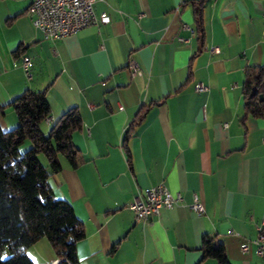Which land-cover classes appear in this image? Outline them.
Returning a JSON list of instances; mask_svg holds the SVG:
<instances>
[{"label": "crops", "instance_id": "1", "mask_svg": "<svg viewBox=\"0 0 264 264\" xmlns=\"http://www.w3.org/2000/svg\"><path fill=\"white\" fill-rule=\"evenodd\" d=\"M30 3L0 0V126L17 125L9 103L26 88L46 91L44 133L78 107L72 139L82 161L61 156L46 183L84 224L80 264H217L202 258L205 233L232 264H264L253 243L264 218V116L242 119L245 68L264 64V0H205L203 42L190 0H97L109 22L58 39L34 26ZM160 182L182 201L136 220L128 203ZM195 193L202 215L191 208ZM27 253L36 264L59 259L46 238Z\"/></svg>", "mask_w": 264, "mask_h": 264}, {"label": "trees", "instance_id": "2", "mask_svg": "<svg viewBox=\"0 0 264 264\" xmlns=\"http://www.w3.org/2000/svg\"><path fill=\"white\" fill-rule=\"evenodd\" d=\"M190 2L198 39L203 42L205 0ZM243 96V120L249 115L264 116V64L245 68ZM9 104L18 123L10 129L0 126V264H36L27 249L42 238L50 242L59 258L57 264H80L77 242L86 235L84 224L72 204L56 197L46 183L52 173L62 169L61 156L73 167L82 161L72 139L82 126L80 111L70 107L44 133L41 124L51 114L45 90L26 88ZM150 106L138 111L125 139L145 119ZM27 141L31 143L29 148L22 150ZM201 250L203 259L211 257L217 264H232L215 235L202 236Z\"/></svg>", "mask_w": 264, "mask_h": 264}, {"label": "built area", "instance_id": "3", "mask_svg": "<svg viewBox=\"0 0 264 264\" xmlns=\"http://www.w3.org/2000/svg\"><path fill=\"white\" fill-rule=\"evenodd\" d=\"M97 0H31L28 12L32 17L35 27L39 28L45 38L58 39L91 25L109 22L110 18L106 13L97 15L95 3ZM214 52L219 49L214 47ZM32 61L28 56L22 59V67L29 73ZM129 67L133 73L141 74L138 63L135 60L129 61ZM205 86L197 83L196 90L200 91ZM51 121L50 117L45 119ZM226 125V123H225ZM182 201L181 193H173L164 182L145 187L137 192V195L128 203L127 207L134 213L136 220L144 221L148 217L158 215L163 208H173ZM191 208L202 215L205 211L204 205L195 193ZM257 236L253 239L255 252L264 257V218L256 224ZM242 251L249 249V243L243 242L240 245ZM59 259L47 264H57Z\"/></svg>", "mask_w": 264, "mask_h": 264}, {"label": "rangeland", "instance_id": "4", "mask_svg": "<svg viewBox=\"0 0 264 264\" xmlns=\"http://www.w3.org/2000/svg\"><path fill=\"white\" fill-rule=\"evenodd\" d=\"M30 144H31V143H30L29 141L25 142V143L22 145V147H21L22 150L28 149L29 146H30ZM40 157H41L43 163L46 164V163H47V160H46L45 156H44L43 154H41ZM27 254H28V253H27ZM47 263H48V262H47Z\"/></svg>", "mask_w": 264, "mask_h": 264}, {"label": "water", "instance_id": "5", "mask_svg": "<svg viewBox=\"0 0 264 264\" xmlns=\"http://www.w3.org/2000/svg\"><path fill=\"white\" fill-rule=\"evenodd\" d=\"M261 98H262V96H261Z\"/></svg>", "mask_w": 264, "mask_h": 264}]
</instances>
